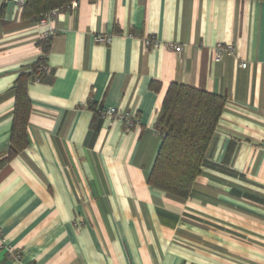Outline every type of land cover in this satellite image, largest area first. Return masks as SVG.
Masks as SVG:
<instances>
[{
  "label": "crops",
  "instance_id": "obj_1",
  "mask_svg": "<svg viewBox=\"0 0 264 264\" xmlns=\"http://www.w3.org/2000/svg\"><path fill=\"white\" fill-rule=\"evenodd\" d=\"M1 3L0 162L47 28ZM50 27L29 145L0 167V264H264V1L78 0ZM217 45L234 54L217 62ZM173 83L227 100L188 200L148 185Z\"/></svg>",
  "mask_w": 264,
  "mask_h": 264
},
{
  "label": "trees",
  "instance_id": "obj_2",
  "mask_svg": "<svg viewBox=\"0 0 264 264\" xmlns=\"http://www.w3.org/2000/svg\"><path fill=\"white\" fill-rule=\"evenodd\" d=\"M264 1V0H253ZM0 0V14L2 12ZM78 0H25L21 20L38 24L53 12H64ZM50 40H40L42 55L28 73L20 75L14 86L15 109L11 144L6 159L0 167L20 155L29 145L27 134L31 102L27 87L30 83H50L52 74L48 68ZM157 84L152 83L151 89ZM227 100L217 94L197 90L193 87L173 83L165 95L158 114L156 130L162 138L148 185L179 200L191 197L194 184L202 175V167L220 118L225 111ZM88 108L93 103L88 102ZM96 112V110H95ZM104 115L103 110L99 112ZM124 122L128 126L135 125Z\"/></svg>",
  "mask_w": 264,
  "mask_h": 264
},
{
  "label": "built area",
  "instance_id": "obj_3",
  "mask_svg": "<svg viewBox=\"0 0 264 264\" xmlns=\"http://www.w3.org/2000/svg\"><path fill=\"white\" fill-rule=\"evenodd\" d=\"M12 3H15L18 5V7L20 9H23V6L25 4V0H9ZM57 15V12H53L50 15H48L44 20H42L40 23H38L41 27L46 28V30L43 32L42 34V40H48L51 38L52 34H53V29L52 27H50V24L53 21L54 16ZM96 41L99 43H104V44H108L110 43V38L109 37H103V36H99L96 38ZM151 45H156V42L153 39H148L146 40V46H151ZM170 49L174 50L176 53H181L182 52V47L178 46V45H169ZM214 54H215V58L217 62H220L222 59V56L224 54H229V55H233L234 54V49L229 46V47H224L223 45H217L214 48ZM242 68H246L247 64L246 63H242L241 64ZM104 115L110 117V118H117L120 119L124 122H128L131 123L129 116H124L120 113H118L116 110L114 109H109L106 111H103ZM0 243H2V233H1V229H0ZM9 253L11 254H15L12 251L8 250ZM13 256V255H12ZM14 258L19 259L20 256H18L17 254L13 256Z\"/></svg>",
  "mask_w": 264,
  "mask_h": 264
}]
</instances>
